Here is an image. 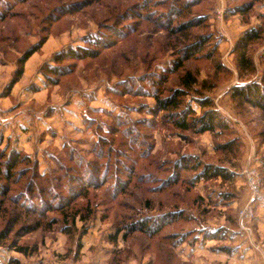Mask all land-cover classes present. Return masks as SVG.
<instances>
[{
    "label": "rangeland",
    "instance_id": "1",
    "mask_svg": "<svg viewBox=\"0 0 264 264\" xmlns=\"http://www.w3.org/2000/svg\"><path fill=\"white\" fill-rule=\"evenodd\" d=\"M186 74L185 104L211 101L225 129L151 112ZM251 84L264 89V0H0V149L17 157L0 175V264H264V111L235 93Z\"/></svg>",
    "mask_w": 264,
    "mask_h": 264
},
{
    "label": "trees",
    "instance_id": "2",
    "mask_svg": "<svg viewBox=\"0 0 264 264\" xmlns=\"http://www.w3.org/2000/svg\"><path fill=\"white\" fill-rule=\"evenodd\" d=\"M189 26V24H188ZM188 29L187 25L183 24L178 26L177 28L172 29V33H180L184 30ZM260 31L251 30L249 33L246 34L245 40L246 42L242 44L241 50V56L239 58V66L243 67L244 69H247L250 67V63L246 58V55H244L245 48L248 46V43L250 41H255L260 38ZM247 44V46H246ZM92 53L87 52H74L68 55H59L55 60L60 62L62 59L66 57H72L81 55L82 58L92 57ZM182 67V64L180 61H177V65L175 67V71ZM174 71V72H175ZM196 84V79L190 75L186 74L184 78H181L180 80V86H182L183 89H177L173 91L171 94L167 96L160 97L159 95H154V99L156 102V110H152V113L164 112V117L167 119V121L172 124L177 130L181 131H196L198 133H214L218 130H223L226 128V124L223 120L219 118V115L216 114L215 111L211 110L212 103L209 100L199 101V106L202 109H206L200 116L195 115V111L191 109L189 106L185 104L183 101V98L185 97V91L188 89H191L193 85ZM236 95H238L239 98L245 100L247 103H254L256 104V107H259L261 110L264 111V89L260 87L258 84H251L244 86L240 89L236 88L235 90ZM207 108H209L207 110ZM3 145V140L0 138V148ZM13 156V155H12ZM2 161H5V163H2ZM17 162V157H11L10 155H7L6 152L2 151L0 149V166H4L3 172L0 175L4 174V178L8 181L11 180L12 174L11 171L14 170ZM202 177L205 179L209 178H222V179H228L229 174H226L224 170L219 168H213V167H206L204 168L202 172ZM83 190L86 191V188L83 186ZM51 210V209H49ZM175 215L172 213L166 215V224H169L170 222H175L176 219H180L181 217L174 218ZM164 219V218H162ZM164 219V220H165ZM152 225V226H151ZM151 225H148L144 222H138V225H132L130 227V232H136L137 230H140L143 233L146 234H153L158 233L160 231L159 228H154V223ZM17 253L25 254L24 247H19L16 249ZM7 264H20L17 259H10Z\"/></svg>",
    "mask_w": 264,
    "mask_h": 264
},
{
    "label": "built area",
    "instance_id": "3",
    "mask_svg": "<svg viewBox=\"0 0 264 264\" xmlns=\"http://www.w3.org/2000/svg\"><path fill=\"white\" fill-rule=\"evenodd\" d=\"M246 183L247 187L250 190L252 198L258 193L259 191V176L258 174L253 171H246ZM238 218H240L241 228L244 231H248V223L252 221V213L248 208L242 209L239 213Z\"/></svg>",
    "mask_w": 264,
    "mask_h": 264
}]
</instances>
